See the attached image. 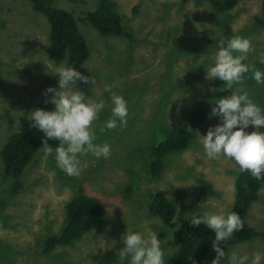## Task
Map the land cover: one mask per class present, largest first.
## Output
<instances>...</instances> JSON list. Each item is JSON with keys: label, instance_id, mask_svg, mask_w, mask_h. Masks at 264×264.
<instances>
[{"label": "rangeland", "instance_id": "rangeland-1", "mask_svg": "<svg viewBox=\"0 0 264 264\" xmlns=\"http://www.w3.org/2000/svg\"><path fill=\"white\" fill-rule=\"evenodd\" d=\"M113 1L123 19L132 17L133 22L128 25L132 39L101 37L90 25L77 22L89 48V57L77 71L93 79L94 84L78 80L76 85L86 97L105 101L93 128L98 137L95 143L107 142L110 156L107 159L96 158L91 153L81 156L80 175L72 176L74 180L66 185L60 177L67 174L51 165L53 162L57 167L56 161L48 163L43 153L37 151L23 171L24 188L14 196L8 193L9 185L3 179L0 160V261L4 259L0 264H129L118 256L123 247L120 238L126 229L142 233L144 239L152 232L157 233L165 262L175 246L170 244L172 231L147 210L154 192L169 200L179 199L172 220L176 227L184 218L195 214L229 211L234 201L233 185L238 168L223 157L209 160L199 135L203 137L209 127L222 124L218 116L211 115L215 104H210L215 99L230 96V91L241 85L213 93L210 89L223 88L224 82L206 80L205 70L214 63L220 39L241 36L249 39L256 49L247 55L244 63L264 72V64L259 63L258 57V53L264 51V26L255 22L261 14L262 0H238L236 6L219 19L211 14L207 3ZM158 1L161 2L155 7ZM161 3L169 7L166 15ZM53 4L79 18L97 6L96 0H82V3L54 0ZM133 4L132 13L129 8ZM196 13L199 23L192 20ZM181 20L193 22L190 26L203 29L199 30L202 34L195 37L185 28L184 33L176 29L174 22L180 24ZM221 21H230L228 32L222 30ZM203 33L205 38H202ZM47 34L45 18L34 12L26 0H0V151L12 134L31 127L34 121L29 115L34 110H54V105L46 102L53 93L46 90L59 91L55 70L61 65L54 66L44 55ZM251 75V72L245 74L242 86L264 110V84H257ZM106 85H112V92L127 101L128 116L123 130L118 126L101 133L99 126L111 116L113 107L112 93L105 91ZM206 101L210 114L206 117L205 109V121L200 126L194 125L192 115L196 107L204 106ZM177 126L195 128L196 136L186 149L164 155L161 173L152 180L145 169V148ZM252 130L251 126L245 129ZM48 158L53 159L54 154ZM54 174L66 186H62ZM199 181L209 184L214 196H198ZM77 185L88 196L101 200L104 224L101 229L84 234L80 240L67 246H55L43 255L44 237L60 231L66 201L74 196ZM258 198L245 218L256 232L264 231V191H260ZM35 238L40 241L36 242ZM112 241L116 242L113 247ZM232 252L246 254L249 260L254 253H260L261 264H264V241L259 238L232 245L225 252L226 256ZM220 264H228L226 257Z\"/></svg>", "mask_w": 264, "mask_h": 264}, {"label": "clouds", "instance_id": "clouds-1", "mask_svg": "<svg viewBox=\"0 0 264 264\" xmlns=\"http://www.w3.org/2000/svg\"><path fill=\"white\" fill-rule=\"evenodd\" d=\"M160 2L158 1L154 6L157 7ZM161 4L167 14L169 7ZM134 8L133 4L129 10ZM131 21L133 22L132 19ZM92 29L95 31L93 27ZM255 51L251 41L241 36L222 38L217 42L214 63L205 70V79H218L224 82V87L212 88L210 91L213 93L230 91L233 85H241V87L230 91V96L214 100L215 107L211 109V115L218 116L222 124L209 127L203 137L197 134L201 138L209 160H220L223 157L241 173L248 171L255 180L260 181L264 179V131H260L264 129V110L254 102L249 92L242 86L245 74L249 72L257 84H264V72L255 65L244 63L247 55ZM258 57L259 63L264 64V51L259 52ZM55 75L59 77V91L54 88L46 90L53 93L51 100L46 102L53 104L54 110L36 109L29 117L35 122L33 126L43 133L42 147L37 149L43 153V159L47 160L54 154L60 170L68 176L78 177L80 156L89 153L96 158L107 159L110 156V145L107 142L95 143L98 137L93 128L94 123L98 121L99 113L105 107V101L90 99L77 87L78 80L85 84H94V80L81 75L75 67L61 65L56 68ZM112 87V85L105 86V91L112 93L113 107L111 116L99 126L101 133L105 130H114L118 126L123 130L127 125V101L121 95L113 93ZM249 126L253 130L245 131ZM50 140L58 141V146L55 148L50 146ZM260 189L264 191L263 187ZM191 225L194 227L204 225L214 233L212 249L216 257L211 264H220L225 257L228 264H261L260 253H254L249 260L248 255H238L236 252L226 256L221 247L222 242L243 228V221L237 213L223 210L219 213L205 212L202 216H193ZM120 240L123 244L118 252L121 261L127 260L129 264H164V253L157 233L152 232L148 239H144L142 233L126 229ZM115 243L112 241L111 247Z\"/></svg>", "mask_w": 264, "mask_h": 264}, {"label": "trees", "instance_id": "trees-1", "mask_svg": "<svg viewBox=\"0 0 264 264\" xmlns=\"http://www.w3.org/2000/svg\"><path fill=\"white\" fill-rule=\"evenodd\" d=\"M31 9L42 15L48 27L47 46L43 52L48 61L54 66L64 65L75 67L78 70L85 60L89 57V48L84 37L81 35L77 22L88 24L95 29L101 37L132 39L129 34L128 25L132 22L130 18H122L118 11L117 3L113 0H97L96 10L86 13L84 18L74 17L70 12L54 6V0H26ZM70 3L81 2L82 0H66ZM178 4H186L193 2L195 5L207 3L212 10V15L218 18L223 13L228 12L236 6L238 0H178ZM135 8L132 10V13ZM196 12V11H195ZM166 15V12H164ZM179 18V17H178ZM177 18V20H178ZM180 19V18H179ZM219 19V18H218ZM193 22H198L199 16L194 14ZM256 23L264 26V0L261 3V14L256 17ZM189 20H181L174 22L176 29L185 32L187 29L195 37H199L202 32L190 25L194 23ZM222 22V21H221ZM153 25V22H151ZM222 30L228 32L230 21L222 22ZM84 28L83 26H81ZM141 26L139 25V28ZM185 28V29H184ZM205 33V30L203 31ZM203 33V35H204ZM205 38V35L202 37ZM2 78L0 75V85ZM211 106L214 104L211 103ZM208 101L196 107V113H193L191 122L196 125L203 123L205 117V109H207L206 117L210 114ZM205 121V120H204ZM24 131L12 134L6 139L0 151V160L2 162L3 179L8 181V193L14 196L24 188L22 183V174L26 166H28L35 155L37 149L42 147L43 133L33 125ZM195 135V128H184L177 126V129L171 130L164 134V137L155 142L150 143L145 149L146 163L145 169L152 180L159 177L163 168V156L186 149ZM49 145L55 148L58 141H49ZM81 156L79 157V159ZM48 163L55 159L48 158ZM53 169H59L52 162ZM63 173L62 170H59ZM54 178L62 185L70 184V180L74 178L68 175H61L62 183L54 174ZM201 186L198 196H214V191L209 184L199 181ZM235 198L230 207L231 212L237 213L243 221V228L236 231L232 236L221 243L222 249L226 252L229 247L259 238L264 241V231L256 232L254 228L248 226L245 218L251 204L259 198L260 188H264V179L255 180L250 172H238L234 182ZM155 193V192H154ZM152 194L149 198L147 210L152 216H156L161 220L162 224L169 228L171 233L170 244L175 246V250L168 256L164 264H211L215 259L216 253L212 249L214 241V233L204 225L192 226L191 220L193 216L199 217L203 214H195L184 218L178 227L173 223V217L179 199L169 200L159 193ZM2 205V204H1ZM1 208V207H0ZM105 211L100 199L88 196L84 193L81 186H76L74 196L66 201L65 219L60 231L44 237L43 255L50 253L55 246H67L69 243L78 241L82 236L90 231L101 229L104 224ZM38 242V238H35ZM1 261H4L1 260ZM0 261V262H1Z\"/></svg>", "mask_w": 264, "mask_h": 264}, {"label": "crops", "instance_id": "crops-1", "mask_svg": "<svg viewBox=\"0 0 264 264\" xmlns=\"http://www.w3.org/2000/svg\"><path fill=\"white\" fill-rule=\"evenodd\" d=\"M256 202V201H255ZM249 210V209H248ZM248 213V212H247Z\"/></svg>", "mask_w": 264, "mask_h": 264}]
</instances>
